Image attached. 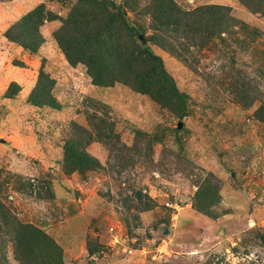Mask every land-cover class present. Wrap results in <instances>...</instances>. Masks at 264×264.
Wrapping results in <instances>:
<instances>
[{"label":"rangeland","instance_id":"obj_1","mask_svg":"<svg viewBox=\"0 0 264 264\" xmlns=\"http://www.w3.org/2000/svg\"><path fill=\"white\" fill-rule=\"evenodd\" d=\"M0 264H264V0H0Z\"/></svg>","mask_w":264,"mask_h":264},{"label":"trees","instance_id":"obj_2","mask_svg":"<svg viewBox=\"0 0 264 264\" xmlns=\"http://www.w3.org/2000/svg\"><path fill=\"white\" fill-rule=\"evenodd\" d=\"M207 9V8H204ZM165 10V9H164ZM167 10V9H166ZM209 10V9H208ZM37 11L27 15L25 18H23V20L21 22H19L17 25H15V29L11 28L10 30L7 31V37L10 38L11 40L14 41H18L19 43L23 44L25 47L31 49V50H37L39 45L41 44V37L37 32V26L38 25V21L37 23L34 22V24L30 25V21L29 19L34 18L36 15ZM203 13H208L206 10L200 11ZM166 13V11L164 12ZM213 13L215 14V12L213 11ZM31 16V17H30ZM80 16V15H77ZM43 20V19H42ZM138 39H141L140 34H137L136 36ZM143 45L145 47H147V50L149 51L150 48L147 46L146 44V40H143ZM150 54L153 56V52L150 50ZM155 58L156 61L160 60L159 57L157 56H153ZM161 62V60H160ZM169 80V76L165 77Z\"/></svg>","mask_w":264,"mask_h":264}]
</instances>
